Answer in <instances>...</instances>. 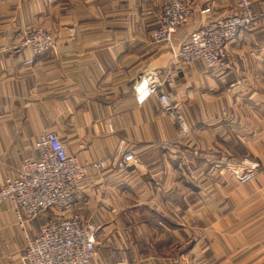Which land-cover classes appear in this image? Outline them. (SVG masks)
<instances>
[{"label":"crops","instance_id":"obj_1","mask_svg":"<svg viewBox=\"0 0 264 264\" xmlns=\"http://www.w3.org/2000/svg\"><path fill=\"white\" fill-rule=\"evenodd\" d=\"M193 15L171 42L151 35L161 0H0V185L35 140L58 133L77 160L115 154L131 168L88 174L74 211L97 226L88 264H264V0L262 13L228 45V70L184 64L174 52L209 18L235 12L239 0H185ZM209 8L208 11L200 10ZM33 27L55 46L34 57L15 45ZM171 70L164 89L186 121L178 131L156 95L142 104L133 83ZM248 155L254 179L239 183L230 163ZM40 215L26 224L36 235ZM23 231L0 203V264H22Z\"/></svg>","mask_w":264,"mask_h":264},{"label":"built area","instance_id":"obj_2","mask_svg":"<svg viewBox=\"0 0 264 264\" xmlns=\"http://www.w3.org/2000/svg\"><path fill=\"white\" fill-rule=\"evenodd\" d=\"M160 16L152 32L154 42H170L174 33L193 15V8L184 0H161ZM209 8L201 10L208 11ZM262 13L256 11L251 0H239L235 12L209 18L203 25L192 29L174 52L185 64L201 60L207 69L228 70V45L241 29L255 24ZM55 46L49 30L33 27L20 39L16 50L25 47L30 56L24 64H32L34 57ZM171 70L146 73L133 83L134 98L142 104L156 95L160 111L174 128L185 132L187 125L179 109L171 102L165 85H171ZM36 158L25 157L0 185V203L7 201L16 223L23 231L22 264H87L96 248L97 226L74 211L78 187L93 171L112 168L125 172L137 162L135 153L118 146L109 161L104 158L79 161L69 153L57 132L44 130L35 140ZM228 171L239 183L254 179L259 163L243 156L230 163ZM53 212L32 237L26 233V224L33 218Z\"/></svg>","mask_w":264,"mask_h":264},{"label":"rangeland","instance_id":"obj_3","mask_svg":"<svg viewBox=\"0 0 264 264\" xmlns=\"http://www.w3.org/2000/svg\"><path fill=\"white\" fill-rule=\"evenodd\" d=\"M184 1H185V0H184ZM185 2H186V1H185ZM161 3H162V2H161ZM186 3H187V2H186ZM187 4H189V3H187ZM190 5H191V4H190ZM191 6H192V5H191ZM192 8H193V10H194V6H192ZM202 10H203V9H202ZM200 11H201V10H200ZM183 26H184V25H183ZM181 27H182V26H181ZM181 27H180V28H181ZM180 28H178L177 31H178ZM177 31H176V32H177ZM174 34H175V33H174ZM173 36H174V35H173ZM173 36H172V38H173ZM172 38H171V40H172ZM152 41H153V40H152ZM170 42H171V41H170ZM164 43H169V42H164ZM181 61H182V60H181ZM182 62H183V61H182ZM183 63H184V62H183ZM184 64H185V63H184ZM243 156H248V155H242V156H240L237 160L239 161ZM249 157H250V156H249ZM250 158H251V157H250ZM237 160H236V161H237ZM236 161H235V162H236ZM52 214H53V212H50V213H48V214H44V215H45V217H44V221L47 220L49 217H51ZM90 260H91V259H90ZM90 260H89V261H90ZM88 263H89V262H88ZM88 263H87V264H88Z\"/></svg>","mask_w":264,"mask_h":264}]
</instances>
